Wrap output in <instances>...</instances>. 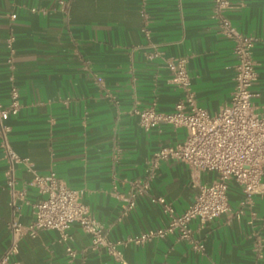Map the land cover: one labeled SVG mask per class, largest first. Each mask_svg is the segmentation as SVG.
I'll return each instance as SVG.
<instances>
[{
    "label": "crops",
    "instance_id": "crops-1",
    "mask_svg": "<svg viewBox=\"0 0 264 264\" xmlns=\"http://www.w3.org/2000/svg\"><path fill=\"white\" fill-rule=\"evenodd\" d=\"M230 4L234 27L255 37L252 101L262 109L264 0ZM211 11L212 0H0V102L8 101L10 77L19 92L18 111L6 119L10 143L39 174L52 171L80 192L105 236L122 241L127 264H264V192L246 200L234 181L228 183V212L189 223L204 244L202 253L175 233L142 243L130 240L167 222L150 196H163L180 213L193 200L197 184L216 177L173 158L151 167L152 153L181 142L185 130L166 123L145 129L130 112L135 105L151 104L159 112L173 110L182 94L163 63L170 56L187 58L200 106L213 113L229 100L233 45L217 32ZM154 48L158 56H150ZM4 169L0 150V253L9 242L11 214ZM150 175L148 193L123 212L130 182ZM16 177L17 187L24 189L17 219L27 223L33 217L31 203L41 195L28 184L31 174L22 163ZM68 233L74 257L57 230L43 229L23 235L11 259L18 264H122L105 248H90V236L79 224L72 223Z\"/></svg>",
    "mask_w": 264,
    "mask_h": 264
},
{
    "label": "built area",
    "instance_id": "built-area-1",
    "mask_svg": "<svg viewBox=\"0 0 264 264\" xmlns=\"http://www.w3.org/2000/svg\"><path fill=\"white\" fill-rule=\"evenodd\" d=\"M230 7V0H212L211 16L215 20L217 32L232 41L235 56L234 85L229 100L213 113L200 106L191 87L187 58L170 56L164 58L163 63L169 71V81L182 94L175 102L173 110L159 112L153 104L145 107L135 105L130 110L145 129L166 123L185 130L181 142L162 146L152 153L151 167H155L160 160L173 158L194 170L216 173V177L210 182L197 184L193 200L180 213H175L172 205L163 196H150V200L157 203L167 215V222L164 226L133 236L130 240L134 243L175 233L177 240L187 242L192 249L202 253L204 244L192 235L189 223L195 218L204 223L230 210L227 195L230 181L240 186L246 200L255 193L264 192V108L259 109L254 105L252 98L255 93L251 90L256 78L252 57L255 37L234 27L228 16ZM142 14L144 15L143 12ZM12 39L11 35L7 38L10 52L13 51ZM159 54L155 49L150 56ZM18 96V88L10 77L8 101L6 104L0 102V150L5 162V185L10 195L8 204L11 213L7 221L9 242L0 253V264H18L11 256L18 251L20 238L23 235L35 236L43 229L57 230L59 240L65 242L66 253L74 257L76 251L68 243V228L72 223L79 224L89 234L90 248L103 247L114 258L121 260L122 264H127L122 260L119 248L122 241L110 240L105 236L89 206L80 200V192L69 187L52 171L39 174L27 156H20L14 151L6 119L18 111ZM19 163L31 174L28 184L41 195L31 203L33 217L27 223L17 219V201L24 196V189L17 187L16 168ZM150 179L151 175L144 180L134 179L130 182L123 212L134 206L137 196L148 193Z\"/></svg>",
    "mask_w": 264,
    "mask_h": 264
}]
</instances>
